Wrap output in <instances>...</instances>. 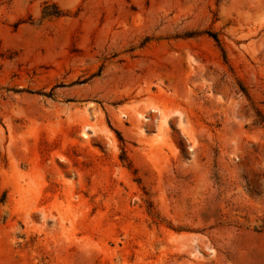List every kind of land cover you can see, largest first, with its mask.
<instances>
[{
	"label": "rangeland",
	"instance_id": "374dc122",
	"mask_svg": "<svg viewBox=\"0 0 264 264\" xmlns=\"http://www.w3.org/2000/svg\"><path fill=\"white\" fill-rule=\"evenodd\" d=\"M0 264H264V0H0Z\"/></svg>",
	"mask_w": 264,
	"mask_h": 264
},
{
	"label": "trees",
	"instance_id": "16d2710c",
	"mask_svg": "<svg viewBox=\"0 0 264 264\" xmlns=\"http://www.w3.org/2000/svg\"><path fill=\"white\" fill-rule=\"evenodd\" d=\"M47 7H48V5H46V6L44 7V9H43L44 14L47 15V16H48V15L60 16V15L63 14V11H62L61 9H59L56 5H53V7H54L55 9H54L52 12L47 11ZM207 33H208L209 36H211V37L216 41V43L220 46L221 50H222L223 53H224V49H223V47L221 46V43H220V40H219L217 34L214 33V32H210V31H208Z\"/></svg>",
	"mask_w": 264,
	"mask_h": 264
}]
</instances>
